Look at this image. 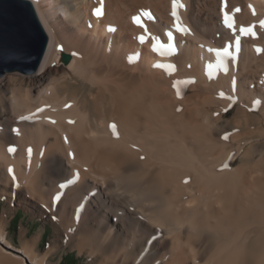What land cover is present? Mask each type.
<instances>
[{
    "label": "bare ground",
    "instance_id": "bare-ground-1",
    "mask_svg": "<svg viewBox=\"0 0 264 264\" xmlns=\"http://www.w3.org/2000/svg\"><path fill=\"white\" fill-rule=\"evenodd\" d=\"M30 1L49 40L0 77L1 196L93 264H264V0H179L188 33L173 0ZM37 240L0 219V264H51Z\"/></svg>",
    "mask_w": 264,
    "mask_h": 264
},
{
    "label": "water",
    "instance_id": "water-1",
    "mask_svg": "<svg viewBox=\"0 0 264 264\" xmlns=\"http://www.w3.org/2000/svg\"><path fill=\"white\" fill-rule=\"evenodd\" d=\"M48 40L30 0H0V77L9 71H36ZM70 58L63 53L65 62Z\"/></svg>",
    "mask_w": 264,
    "mask_h": 264
},
{
    "label": "rangeland",
    "instance_id": "rangeland-1",
    "mask_svg": "<svg viewBox=\"0 0 264 264\" xmlns=\"http://www.w3.org/2000/svg\"><path fill=\"white\" fill-rule=\"evenodd\" d=\"M19 76L27 77L25 74H19ZM72 87H70L71 92L80 90L78 87ZM3 218L7 220L9 238L17 247L23 246L28 240L38 239L36 242L37 249L42 254L58 239L56 242L58 247L50 259L51 264H60L67 254H72L71 264H93L87 254L80 253L74 245L64 241L63 236L57 234L52 223L34 213L30 205L11 201L0 194V219Z\"/></svg>",
    "mask_w": 264,
    "mask_h": 264
},
{
    "label": "snow or ice",
    "instance_id": "snow-or-ice-1",
    "mask_svg": "<svg viewBox=\"0 0 264 264\" xmlns=\"http://www.w3.org/2000/svg\"><path fill=\"white\" fill-rule=\"evenodd\" d=\"M224 2H225V4H227V0H224ZM180 6H182L180 3H179V0H173V16H175L176 17V20H177V28L180 30V31H182V32H185V33H188V32H190V29H188L187 27H184V26H182L180 23H179V21H180V16L177 14V12L175 11V9L176 8H178V7H180ZM186 7V6H185ZM236 11H239V9H236ZM96 12H97V15H99L100 14V9L98 8V9H96ZM151 18V17H150ZM224 22L227 24V26L229 27V28H232L233 27V18H232V16L231 15H229V13L227 12V11H225V13H224ZM262 23H264V22H262ZM243 31H245V32H251V29L250 28H245V29H243ZM236 44H237V49L239 48V40H237L236 41ZM164 46L163 45H158V47H157V51H159V50H161L162 48H163ZM169 47H171V46H169ZM225 52H227V49H225ZM37 111H42V109H38ZM28 118H30V117H28ZM22 119H24V117H22ZM54 122V121H53ZM115 126H113V128H114ZM29 153H31V149H29ZM9 171H11V169L9 170Z\"/></svg>",
    "mask_w": 264,
    "mask_h": 264
},
{
    "label": "trees",
    "instance_id": "trees-1",
    "mask_svg": "<svg viewBox=\"0 0 264 264\" xmlns=\"http://www.w3.org/2000/svg\"><path fill=\"white\" fill-rule=\"evenodd\" d=\"M72 254H67L61 261L60 264H71L72 263ZM71 258V259H70Z\"/></svg>",
    "mask_w": 264,
    "mask_h": 264
}]
</instances>
